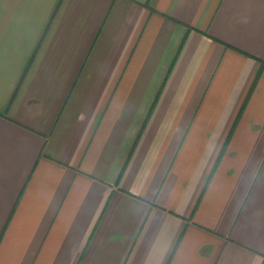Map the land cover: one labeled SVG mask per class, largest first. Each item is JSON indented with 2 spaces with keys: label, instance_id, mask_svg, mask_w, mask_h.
Listing matches in <instances>:
<instances>
[{
  "label": "crops",
  "instance_id": "0c3cea01",
  "mask_svg": "<svg viewBox=\"0 0 264 264\" xmlns=\"http://www.w3.org/2000/svg\"><path fill=\"white\" fill-rule=\"evenodd\" d=\"M0 264H264V0H0Z\"/></svg>",
  "mask_w": 264,
  "mask_h": 264
}]
</instances>
